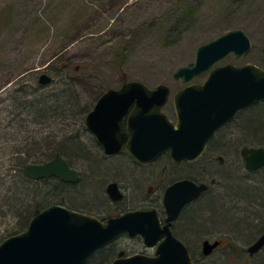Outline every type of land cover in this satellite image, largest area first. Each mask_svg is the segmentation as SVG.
<instances>
[{"label": "rangeland", "instance_id": "374dc122", "mask_svg": "<svg viewBox=\"0 0 264 264\" xmlns=\"http://www.w3.org/2000/svg\"><path fill=\"white\" fill-rule=\"evenodd\" d=\"M236 28L248 34L252 49L242 59L231 54L218 65H263L264 0H0V177L7 178L0 183V206L9 195L18 196L22 208L43 210L59 203L92 215L79 194L91 176L90 155L104 157L102 151L88 148L83 127L97 99L130 81L150 88L165 84L171 96L163 110L175 121L174 95L186 84L175 79L174 72L194 62L198 46ZM42 73L52 77L50 84H39ZM206 78L207 74L194 82ZM44 107L50 110L44 113ZM251 115L256 117L250 130H262L264 102L241 112L231 128L238 132L247 127L243 125ZM74 142L85 145V151L71 152L69 145ZM239 143L232 155L225 156L229 161L236 156L237 164H214L208 173L204 170L210 153L198 161L202 171L198 178L209 191L186 209L181 224L192 252L200 256L199 264H264V250L254 259L246 253L250 241L264 229V167L247 173L240 154L242 145L264 147V137H243ZM38 145L47 153L63 148V156L81 173L80 183L70 185L55 178L24 184L19 166L24 156L18 151ZM97 187L98 198L107 199L105 185ZM2 209L0 239L18 221L17 213L2 216ZM116 212L108 208L100 216L108 218ZM188 216L203 228L187 232L185 224H193L187 222ZM205 239L224 243L204 259ZM121 250L128 255L150 254L139 239L122 237L86 264L103 255L104 264H110Z\"/></svg>", "mask_w": 264, "mask_h": 264}, {"label": "water", "instance_id": "95a60500", "mask_svg": "<svg viewBox=\"0 0 264 264\" xmlns=\"http://www.w3.org/2000/svg\"><path fill=\"white\" fill-rule=\"evenodd\" d=\"M251 49L252 41L241 28L198 46L194 62L173 74L186 84L174 95L175 121L163 111L171 95L167 85L150 88L141 81H130L120 89L106 91L97 100L85 118L86 127L107 155L117 154L125 143L128 153L141 162H151L165 154L176 161L198 159L222 126L240 111L264 101V67L230 63L216 66L232 53L242 59ZM262 59L264 63V46ZM205 74L208 76L203 83L194 82ZM52 80L47 73L39 77L41 85ZM128 114L127 136L121 132V124ZM242 157L249 171L264 167L263 147H244ZM24 174L32 180L58 178L71 183L79 178L59 154L44 163L26 165ZM115 185L108 188L113 199L118 198ZM207 189L205 183L197 185L188 180L171 186L164 199L167 220H175L188 202ZM124 235H140L145 247L156 251L154 255L128 256L120 251L111 264H193L186 244L168 226H161L154 210L130 211L102 221L60 204L45 208L24 231L5 238L0 243V264H85L97 251ZM219 244L205 241L203 254L210 255ZM263 246L264 235L249 251L256 253Z\"/></svg>", "mask_w": 264, "mask_h": 264}, {"label": "flooded vegetation", "instance_id": "af4514ba", "mask_svg": "<svg viewBox=\"0 0 264 264\" xmlns=\"http://www.w3.org/2000/svg\"><path fill=\"white\" fill-rule=\"evenodd\" d=\"M133 107L134 106L131 107L129 114L132 112ZM90 111L87 113V115L90 113ZM243 111L244 110H242L241 112ZM241 112H239L232 121L222 126L216 132L215 136L207 143L206 149L200 158L195 159V160H184L183 159V160L176 161L172 159L169 154H165L151 162H141L133 158L128 153L125 143L122 145L121 150L117 154L107 155L105 153V149L103 148V145L96 139V137L86 127V124H85V118L87 116L86 115L83 120V127L88 134L86 138V141H87L86 143L88 144V148L91 150H100L104 154V157L101 156V157H97L96 159H92V160L94 162L97 161V162L102 163L104 167V170H103L104 177L100 180L99 184L101 183V185L102 184L105 185L104 192L107 197V199L103 197V201H101V199H98V201L95 204L94 203L91 205L89 204L91 208L88 212L100 217L102 220H106L107 219L106 217H101L100 215L102 214L104 210L108 208L115 209L118 211L116 212L115 215H111L108 218L118 216L120 214H124L130 211L154 210L158 214L161 226L162 227L168 226L172 234L176 238L182 240L186 244L192 256L193 264H199V262L201 261L200 256L198 258L197 255H195V253L192 252L189 246L188 240L184 238L183 232L186 230L183 229L184 227H183V223L181 224V220L183 217V213L186 211V209L191 207V205L196 203L200 198H202L209 191V186H208V189L204 191L199 198L191 202H188L182 208L178 217L172 221L167 220L168 215H167V210L165 207L164 199H165L166 192L168 191V189L174 184H176L177 182L188 180L197 185L204 183L202 182L200 178H198L202 173L200 164L198 163V161L203 156H205L208 152L210 153V156L209 157L207 156L209 167L204 170V171L207 170L208 173L211 172V169H210L211 165H214V164L224 165L227 163V161H229L228 158H225V156L229 154L232 155V152L234 150L236 151V147L240 144L239 142L243 139L242 130L235 132L231 128L232 127L231 125L238 118ZM129 114L124 117L122 124H121V132L123 134H126L127 136L129 134L128 133ZM230 128L231 130H229ZM83 146L86 148L85 145ZM245 146L247 145H244V146L242 145V148L240 150L241 159L243 162V168H245V164H244L243 157H242V149ZM233 148L235 149L233 150ZM122 154H126L128 155V157L119 158V156ZM66 160L68 164L70 165V167L75 169L79 175V178L76 182L74 183L67 182V183L68 184L70 183L71 185L80 183V177H81L80 171L71 164L69 159L66 158ZM229 162H232V164L234 165V164H237L239 161L236 158V156H234V158L233 159L231 158V161ZM92 166L93 164H91L90 162V164L87 167L88 168L87 170L91 175L94 170ZM261 169L262 168L255 170V171H249L245 168V171L247 173H253ZM51 179H55V178H50L48 180H45V179H41V180L49 181ZM112 184H116L115 190L117 193L115 192V195L118 197L117 199H113V197L108 191L109 186ZM84 211L87 212V210H84ZM185 227H188L187 223L185 224ZM258 233H260L259 237L250 241L251 243L249 242L250 244L246 249L247 256H249L251 259H254V257H257V255H259L264 250V246H263L256 253H251L249 251V249L264 235V229H260ZM196 237H197V234L195 233V239ZM131 239L133 240L139 239L140 241L143 242V239L141 236H136ZM206 240L208 239H205L202 242V248H203V243ZM216 241H219L220 245L218 246V248H215L213 250L212 254L216 250H219L223 246V243H224L223 239H216L211 242L214 243ZM193 242L197 243L196 240H193ZM149 250H150L149 251L150 255L154 254L155 249H149ZM209 256H204L203 254H201V257L204 259L208 258Z\"/></svg>", "mask_w": 264, "mask_h": 264}, {"label": "trees", "instance_id": "16d2710c", "mask_svg": "<svg viewBox=\"0 0 264 264\" xmlns=\"http://www.w3.org/2000/svg\"><path fill=\"white\" fill-rule=\"evenodd\" d=\"M41 110L44 113H46L47 111L50 110V108L44 107ZM254 116L255 115H251L250 117H248L247 121L243 125V126H247V127L242 129L243 137H248V136L256 137V138L264 137V128H262V130H257V129L253 130V131L250 130L251 124H253L255 121L254 118L256 116L255 117ZM25 126L26 125H23L22 127H25ZM263 126H264V124H263ZM64 148H66V147H64ZM43 149L44 148L42 147V145L35 146L34 148H21V149H19L18 152H21L22 156H24L23 161L19 165L20 166V172H21L20 173V179H22L24 184L34 182V180L29 179L24 174V167L26 165H28L30 163H41L43 159H45V160L49 159L50 160L51 158H53L54 156H56L58 154L63 156V154H62L63 148H60V146L54 147L52 149L53 151L49 150L48 151L49 153L44 152ZM69 150L71 152H77V153H82L85 151L83 145L80 144L79 142L71 143L69 145ZM36 151L37 152L39 151V153H36ZM46 156H48V157H46ZM96 158L97 157L92 156V155H90V157H89V161L91 162V164H93L92 167L94 170L92 172V175L88 178V181L86 182L84 188L80 191V194H79V197L82 198V200H86V202L89 203L90 205L93 203L95 204L98 201L99 198L97 196V192H98L97 186L99 185L100 180L104 177L103 176L104 167H103L102 163L97 162V161L94 162L92 160V159H96ZM20 159H22V158L20 157ZM5 180H7V178L0 177V183H2V182L5 183ZM10 191H11V189L8 190V193ZM27 191H28V189H27ZM250 196L252 197V195H250ZM2 199H3V203H2V206H0V209H1V207L4 208L1 211L2 216H6L8 214V212L11 214L17 213L16 217H17L18 221L16 223V228L12 232H10L8 235L1 237V239H0L1 241L4 240L5 238L11 236V235L20 233L21 231L26 229L30 220L41 211V210H39L40 206H38L37 208L33 207V206H32V208H29V205H26V206H24V208H22V206L24 205V202H20L18 196L12 198L9 195H5ZM211 201L214 203L216 200H214L212 198ZM15 211H19V213L15 212ZM194 211L195 210H193L191 213H187L186 215L192 214ZM217 216H218V214H217ZM220 216L223 217V214L222 215L220 214ZM224 216L226 217L225 218L226 222H228L229 216L228 215H224ZM192 219H193L192 216H188L187 222L188 223L193 222ZM189 226L186 227L187 230L189 228V230L187 232H191L192 229L194 231H197L200 228H203V227H201L199 222L197 224H195V222H193V224H190ZM104 258H106L105 255H103V257L100 259L99 258L95 259L94 261H92L91 264H104L105 261L104 262L102 261V259H104Z\"/></svg>", "mask_w": 264, "mask_h": 264}]
</instances>
